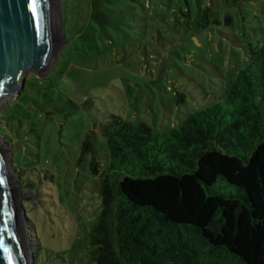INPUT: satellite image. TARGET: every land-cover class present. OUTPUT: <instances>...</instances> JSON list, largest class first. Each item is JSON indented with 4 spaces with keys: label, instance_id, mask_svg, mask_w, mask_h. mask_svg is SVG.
Instances as JSON below:
<instances>
[{
    "label": "rangeland",
    "instance_id": "1",
    "mask_svg": "<svg viewBox=\"0 0 264 264\" xmlns=\"http://www.w3.org/2000/svg\"><path fill=\"white\" fill-rule=\"evenodd\" d=\"M150 1L55 0L57 32L65 42L57 44L41 76L28 73L0 103L6 136L0 139L16 183L29 264H94L86 252L101 208V180L90 170L92 154L82 155L86 137L104 169L109 153L102 127L111 114L167 132L217 101L246 64L243 48L222 36L229 30L224 26H210L191 40L158 26L162 39L128 27L124 13H109L101 23L89 15L102 4L119 11ZM245 9V21L234 13L233 28L242 39L252 27L264 29V0L249 1ZM177 93L184 94L182 101ZM121 177L117 173V181Z\"/></svg>",
    "mask_w": 264,
    "mask_h": 264
},
{
    "label": "trees",
    "instance_id": "2",
    "mask_svg": "<svg viewBox=\"0 0 264 264\" xmlns=\"http://www.w3.org/2000/svg\"><path fill=\"white\" fill-rule=\"evenodd\" d=\"M249 1L152 0L90 11L100 23L124 13L128 27L162 39L158 26L189 40L224 26L222 36L243 48L246 60L217 101L167 132L111 114L102 127L104 169L89 137L82 142L101 180L86 252L94 264H264V29L252 27L242 39L233 28L234 13L248 19ZM176 96L182 101L184 94Z\"/></svg>",
    "mask_w": 264,
    "mask_h": 264
},
{
    "label": "water",
    "instance_id": "3",
    "mask_svg": "<svg viewBox=\"0 0 264 264\" xmlns=\"http://www.w3.org/2000/svg\"><path fill=\"white\" fill-rule=\"evenodd\" d=\"M29 5L30 0H0V103L28 73L41 76L57 44L65 42L57 32L55 0H38V15ZM7 162L0 139V264H29L16 183Z\"/></svg>",
    "mask_w": 264,
    "mask_h": 264
},
{
    "label": "snow or ice",
    "instance_id": "4",
    "mask_svg": "<svg viewBox=\"0 0 264 264\" xmlns=\"http://www.w3.org/2000/svg\"><path fill=\"white\" fill-rule=\"evenodd\" d=\"M30 9L34 15H38L37 9H38V0H30ZM3 181H0L2 183Z\"/></svg>",
    "mask_w": 264,
    "mask_h": 264
},
{
    "label": "bare ground",
    "instance_id": "5",
    "mask_svg": "<svg viewBox=\"0 0 264 264\" xmlns=\"http://www.w3.org/2000/svg\"><path fill=\"white\" fill-rule=\"evenodd\" d=\"M9 172V170H7ZM10 173V172H9ZM11 174V173H10Z\"/></svg>",
    "mask_w": 264,
    "mask_h": 264
}]
</instances>
